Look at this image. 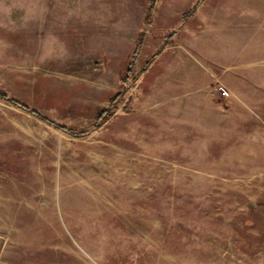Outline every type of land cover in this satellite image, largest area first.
<instances>
[{"label": "rangeland", "instance_id": "rangeland-1", "mask_svg": "<svg viewBox=\"0 0 264 264\" xmlns=\"http://www.w3.org/2000/svg\"><path fill=\"white\" fill-rule=\"evenodd\" d=\"M234 1L0 0V264H264V166L166 116Z\"/></svg>", "mask_w": 264, "mask_h": 264}, {"label": "crops", "instance_id": "crops-1", "mask_svg": "<svg viewBox=\"0 0 264 264\" xmlns=\"http://www.w3.org/2000/svg\"><path fill=\"white\" fill-rule=\"evenodd\" d=\"M202 19L195 40L183 47L188 56L181 52L174 59L188 79L175 81L173 88L179 90L177 97L188 98L171 101L166 116L188 118L196 125L195 142L230 143L240 165L264 166V129L248 111L264 109V0H235L207 11ZM191 57L196 65L186 66ZM193 75L195 97L190 91ZM215 87H226L230 95L221 100L212 92ZM229 129L234 130L231 137L226 133Z\"/></svg>", "mask_w": 264, "mask_h": 264}, {"label": "built area", "instance_id": "built-area-1", "mask_svg": "<svg viewBox=\"0 0 264 264\" xmlns=\"http://www.w3.org/2000/svg\"><path fill=\"white\" fill-rule=\"evenodd\" d=\"M219 91L221 93V96H223V97H228L229 96V91L226 88L220 87Z\"/></svg>", "mask_w": 264, "mask_h": 264}, {"label": "trees", "instance_id": "trees-1", "mask_svg": "<svg viewBox=\"0 0 264 264\" xmlns=\"http://www.w3.org/2000/svg\"><path fill=\"white\" fill-rule=\"evenodd\" d=\"M0 96L1 97H3V98H5V96L0 92ZM6 99V98H5ZM24 109H26V110H28V108H26V107H24ZM34 115H36V116H38L39 117V115L38 114H34Z\"/></svg>", "mask_w": 264, "mask_h": 264}]
</instances>
